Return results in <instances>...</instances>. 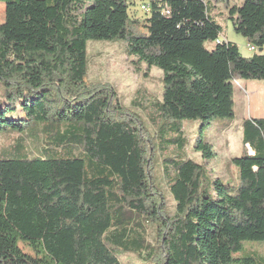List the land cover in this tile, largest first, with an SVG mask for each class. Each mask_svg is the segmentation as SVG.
Listing matches in <instances>:
<instances>
[{
    "label": "trees",
    "instance_id": "1",
    "mask_svg": "<svg viewBox=\"0 0 264 264\" xmlns=\"http://www.w3.org/2000/svg\"><path fill=\"white\" fill-rule=\"evenodd\" d=\"M0 3V136L17 135L0 151V264H230L264 242V119L243 122L227 183L203 132L202 164L188 156L181 124L234 121L236 83L264 82V54L219 41L214 15L222 4L262 51L264 0H151L144 21L128 0ZM90 42H123L135 66L163 72L158 117L179 121L175 137L158 146L111 84L89 81Z\"/></svg>",
    "mask_w": 264,
    "mask_h": 264
},
{
    "label": "rangeland",
    "instance_id": "2",
    "mask_svg": "<svg viewBox=\"0 0 264 264\" xmlns=\"http://www.w3.org/2000/svg\"><path fill=\"white\" fill-rule=\"evenodd\" d=\"M135 3L131 15L140 21L146 20L149 13L141 9L139 0H128ZM214 15L218 19L222 34L219 41H229L238 45L240 52L245 58H252L256 54H264V50L256 52L249 50L248 41L234 30L232 21L228 20L227 10L222 4L216 7ZM5 5L0 3V24L5 22ZM217 42H208L206 48L213 50ZM125 44L123 42L106 43V42H90V71L89 81H98L111 84L121 97L123 104L136 112L145 129L156 141L159 146V137L172 139L176 136L173 131L177 120L165 121L158 117V103L162 101V80L163 72L158 68L147 70L142 65L135 66V58L128 57L124 52ZM243 82L239 80L235 86V97H240L241 88L239 84ZM236 117L232 122L213 121L205 130L201 129V121H183L184 137L188 143V156L198 163L203 162L202 156L195 149L197 140L202 132L207 143L213 146L215 158L207 166L213 178L221 179L222 182H236L238 172L232 165V159L241 157L245 154V146L243 143V122L244 112L240 107L236 108ZM160 135H158L159 133ZM17 135L0 136V151L14 144ZM162 142V141H161ZM173 147L166 156L176 154ZM161 154V153H160ZM159 154V155H160ZM165 158V155L161 159ZM161 161V160H160ZM162 162L155 168L157 183L166 186L168 179L160 176L162 171ZM159 173V174H158ZM165 193V192H164ZM167 196V194L165 193ZM170 206H173L171 197H168ZM233 259L238 263L230 264H264V242H243L242 249L233 254ZM123 264H145L142 260L134 255H127L122 258Z\"/></svg>",
    "mask_w": 264,
    "mask_h": 264
},
{
    "label": "crops",
    "instance_id": "3",
    "mask_svg": "<svg viewBox=\"0 0 264 264\" xmlns=\"http://www.w3.org/2000/svg\"><path fill=\"white\" fill-rule=\"evenodd\" d=\"M239 86L240 97L236 98L234 94L235 111L237 106L243 110L244 121L264 119V82L243 81Z\"/></svg>",
    "mask_w": 264,
    "mask_h": 264
},
{
    "label": "built area",
    "instance_id": "4",
    "mask_svg": "<svg viewBox=\"0 0 264 264\" xmlns=\"http://www.w3.org/2000/svg\"><path fill=\"white\" fill-rule=\"evenodd\" d=\"M141 3V10L150 13L151 12V0H139ZM249 50L256 52L257 48L255 46L249 45Z\"/></svg>",
    "mask_w": 264,
    "mask_h": 264
},
{
    "label": "water",
    "instance_id": "5",
    "mask_svg": "<svg viewBox=\"0 0 264 264\" xmlns=\"http://www.w3.org/2000/svg\"><path fill=\"white\" fill-rule=\"evenodd\" d=\"M251 154H253V153L251 152Z\"/></svg>",
    "mask_w": 264,
    "mask_h": 264
}]
</instances>
